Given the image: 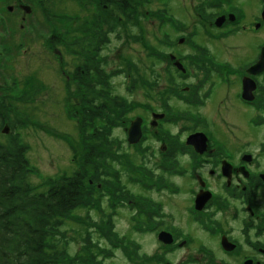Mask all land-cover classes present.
Listing matches in <instances>:
<instances>
[{"label":"rangeland","instance_id":"374dc122","mask_svg":"<svg viewBox=\"0 0 264 264\" xmlns=\"http://www.w3.org/2000/svg\"><path fill=\"white\" fill-rule=\"evenodd\" d=\"M169 2L170 4L168 9L172 7L174 13L172 19L175 20V22L173 21L174 24L171 26V29H177L176 27L178 26H176V20H178L184 26L185 23L188 24L184 31H182L187 34L189 30L188 27L190 28V26L195 23L194 15H192L193 18H190L193 11L191 1L169 0ZM53 3L56 4L59 12H63L64 14L70 16H76L78 22L64 23L61 21H49L48 18L44 21L45 17L40 7H37L35 12L32 5L19 4L21 6H31V13L27 14L23 9L19 8L18 10L15 8L13 12H10L13 14L15 20L12 24H8V29L5 31L9 37L13 36L12 39H18V44L25 42L21 51L14 52V56L12 57L18 59L17 61H12H15L14 66L21 88L22 85L27 86L22 83L25 79H28V82L32 81V84L36 86L34 90L30 87L32 95L28 103L15 104L19 114L27 116L31 121H33V124H30L27 128L20 131L26 143L30 146L27 156L30 160V164L36 167L43 176L51 177L64 174V172L71 173L75 169L76 158L70 146L61 137L71 136L72 138L80 140L78 121L73 113H70L68 110V103L70 106H75L76 104L74 97L70 98L68 101V91H76L77 86L75 83L69 90L67 87V76L71 75L74 71L78 63V58L71 55L72 47L65 44H58L59 46L56 47L59 48L61 51L59 52L62 53V57L60 58V56L56 54V49H54L53 46H50L51 44L47 45L44 38H49L50 40V38H52L51 30L55 31L59 29V27L65 28L66 26H70L73 29L81 27L84 23L90 22L88 19L92 18L95 13V10L89 7L87 0H81V4H79V0H54ZM10 5L14 6L13 3ZM159 7V4H153L149 7V11L155 15L153 14L151 17L142 20V30L139 25L135 26V24H133L130 26V33L133 35L132 38L129 36L130 33L128 31L124 32L119 29L113 45L108 48L106 47L109 52H111L113 46L114 51L116 50L115 46L117 47V50L120 51V54L118 53L119 57L117 51L114 52V60H109L108 67L105 69L107 73L112 75L111 84L115 88L114 93L125 97V99L129 102L132 101L136 107L134 112H131L130 114L129 122L124 126L117 128L115 132H113V136L116 137L121 144L123 143L128 145V134L125 132V129H128L131 122L137 118H141L143 120L142 128L144 135L147 138V128H149L148 124L151 120L150 117H152L151 112L149 113L147 108V92L150 86H153L154 88L159 87L156 81L160 79L166 71L163 70L164 64H161V62H163L161 54L165 51V49H163L164 43L160 46L159 40L163 38L165 43L170 42L165 36L166 20L161 19L160 16L158 17L157 11ZM160 10H162V8H160ZM167 10L163 9L161 13L163 14ZM142 11L145 13L147 10L142 9ZM164 15L165 17L166 15L168 17V14ZM8 16L9 15L5 17ZM73 29L71 30L70 28L67 31L73 34L76 31ZM182 32L181 34H179V32L172 33L173 38H171V40L174 41V47L177 48L178 46L181 50H183L184 45L178 44L177 40H180L185 36ZM38 34H42V37H39ZM145 37H147L151 44L148 45L153 48V58H150L148 51H146L148 45L147 47H144L145 45L143 44V40L145 41ZM165 46L170 47L168 44H165ZM187 51L190 52L189 50ZM105 54H102L100 57L103 59L102 56H105ZM128 58H132L138 64V67L135 72L131 73L129 71V75L126 77V73L118 71L120 70L118 65ZM154 72L156 73L154 74ZM2 73L3 71H0L1 75ZM151 74L153 79L150 78ZM178 74L183 76L181 73ZM169 75L170 73L168 71L166 78L163 79L162 82H164ZM171 82L173 83V80H171ZM189 85L192 84L189 83L188 86ZM91 86L93 89L95 88V85ZM179 86L184 88L185 85L180 83ZM96 88L97 90L99 89L97 86ZM130 88L134 91L130 92L128 90ZM236 99L237 97H235L232 101L235 104V107L233 108L236 114L235 116H230L229 118L232 123L238 126V129H232V132L234 133L231 138L232 145L233 147H240L243 143L238 142V137L239 135H242V140L245 141V143H248L247 146L242 147L243 150L248 152L249 149L253 148L256 154L260 157L259 153H264V122L259 123L260 129H255V120L249 118L250 116L243 111V108L236 105L238 103L236 102ZM178 100L189 103V101L183 100L180 97ZM226 105L229 104L226 103ZM189 110H191L192 113H190ZM195 110L196 108L190 105L188 109H186V113L183 110L180 111L174 109L173 111L167 110L169 114L164 113L162 115H164V117L166 115V118H168V122L166 124L169 128H173V134L185 140L188 135L194 134V131L186 125L189 124V120L191 124L194 118ZM211 110H213L219 118L227 115V113H225L224 106L220 104H215L211 107ZM152 112L163 113L162 111L157 110ZM238 112L239 114L243 113L244 116H237ZM184 113L185 115L183 118L188 119L185 121L186 127L179 125L177 119L175 118L176 116H180ZM209 133L210 137L207 136L209 143L213 146H217L218 139L216 132L211 131ZM152 135L155 134L153 133ZM248 141H251L252 145H250ZM259 141L262 142L258 143ZM230 149L232 151L234 150L231 147ZM238 149L240 148L235 150ZM120 153L119 160L126 168L120 167V164L118 162L116 163V157L114 156V160H112V171L117 174L115 170H120L119 177L122 181L121 185L123 186V189L120 190V194L124 195L121 198L126 200H135V203L132 204L134 208H129L130 206L127 205V203L121 201L119 203L116 202L118 203L116 206H112V200L109 195L101 192L95 197V200L99 201L96 206L98 210L91 208H79L75 210L73 215L70 216V219L66 221L62 230L67 232L68 237L73 236L76 231L82 232V237H86V235L91 234L95 241H99L100 246L107 249V254L96 256V261H101L104 264H135L132 263L133 261L131 262L128 259L121 246L115 247V244H120L121 242V244L126 245L132 250L133 255L136 252L139 258L143 261H150L147 262V264H188L186 263L187 260H185V258L190 252L194 253L193 256L198 257L199 253L203 250L208 253L212 252V256L217 255V257L221 258L223 253L216 247L215 243H217V240L205 237L202 232L201 223H199V225L193 224V217L191 213L189 211H185V209L191 205L192 195L197 186L196 183H191L190 187L181 190L175 197L165 196L164 191L160 193L152 191L149 194L150 187L147 185V208L152 209L153 207V210H157L159 208L158 204H161L159 211L160 214H162V217L156 219L149 218L150 215L147 213L146 221L143 214V203L146 202L144 198L145 184L142 180L144 169L149 167L150 169L157 171L160 168L159 165L162 161H159V158L157 161L155 158H152L150 161L148 160V157H143L128 147H123ZM127 156H131L133 165H130L127 161ZM261 172H264V170ZM258 173L260 172L252 171L250 172V175L252 177H257ZM248 175L249 173H247V176ZM113 177L112 180L114 181ZM153 178L154 177L151 179L149 178L147 181V184H150V186L151 184H154ZM34 181L39 182L36 177L34 178ZM156 181L157 180H155V182ZM259 181L261 182L260 187L263 186V189L256 190L254 188L253 201L256 205V209L261 215L260 218L263 220L264 176L261 177ZM251 185L253 186V183ZM214 187L218 189L217 184H215ZM99 205L101 206V210H99ZM118 205H121L122 207L125 206L126 209H118ZM125 210L129 211L122 212ZM147 212H152V210H148ZM163 215L171 216V218L167 220L170 225H175L183 232L186 231L181 243L174 245V248H171L172 246H165L159 242L157 238L158 235L156 230L158 225L163 220ZM83 220L86 221L88 226L90 225L89 229L84 225L82 222ZM102 221L110 223L114 235L118 238L117 243L110 242L102 235L103 233L100 229ZM261 222L262 221H260V223ZM146 223L147 237L144 234V227L146 226ZM235 228L237 230L236 237L239 238L238 242L243 245L244 251L239 250L240 255H236L233 258H227V263L244 264L247 260H257L258 257L256 252L250 246L252 244H256V241H254L248 233H245V227L241 222L235 223ZM160 232L161 230L158 233ZM261 239L263 245L257 243V247H264V236H262ZM156 240L158 243H156ZM182 243H184V245L180 246ZM78 249L79 242L71 243V253H77L79 251ZM108 250L110 253H108ZM161 254L165 255L161 256ZM201 255L205 256L206 254L202 253ZM198 261L199 264H204L203 260L199 257Z\"/></svg>","mask_w":264,"mask_h":264},{"label":"trees","instance_id":"16d2710c","mask_svg":"<svg viewBox=\"0 0 264 264\" xmlns=\"http://www.w3.org/2000/svg\"><path fill=\"white\" fill-rule=\"evenodd\" d=\"M53 1L0 0V71H3L0 74V264H104L97 262L96 256L107 254V249L100 246L91 234L82 237V232L76 231L68 237L67 232L62 230L75 210H98L99 201L95 197L101 192L107 193L113 203L116 197L123 196H117L119 186L112 180V160L118 153L115 148L119 144L113 132L116 127L129 122L130 114L136 107L132 101L114 93L112 75L103 67L99 54V48L107 43V35L103 31L107 24L130 33L131 25L141 27L142 20L154 14L149 11L153 4H159L157 13L161 19L166 17L160 8L168 9L165 5L167 0H87L89 7L95 10L92 18L88 19L90 22L75 29L66 26L51 30L50 40L43 37L47 45H69L72 47L71 55L78 58L74 71L68 75L67 87L69 90L75 83L77 86L76 91H68V101L73 97L76 101L75 106L68 103V110L78 121L80 140L71 136L61 137L76 158L75 169L71 173L51 177L43 176L30 164L27 156L30 146L20 131L33 121L19 114L15 104L28 103L36 86L25 79L22 83L27 86L22 85L21 88L14 66L18 59L12 57L14 52L21 51L25 42L18 44V39H12L13 36L9 37L5 31L8 24L15 20L8 9L12 3L18 10L19 4L32 5L34 10L40 7L44 21L48 18L49 21L78 22L76 16L59 12ZM142 9L147 11L143 13ZM173 24H169L170 28ZM70 28L76 30L75 33L67 31ZM38 36L42 37V34ZM129 36L132 38L133 35L130 33ZM163 43L161 38L159 45ZM143 44L144 47L151 45L147 37ZM149 45L146 51L153 58V48ZM118 66V71L128 77L129 71H137L138 64L128 58ZM30 87L33 89L30 90ZM132 88L128 90L133 92ZM6 125L10 131L3 134ZM127 161H130L128 157ZM35 177L39 182L34 181ZM82 222L89 229L90 225L85 220ZM100 229L110 242L117 243L118 238L109 222L102 221ZM77 242L79 251L71 253V243ZM121 243L115 244V247L120 245L131 261L147 264Z\"/></svg>","mask_w":264,"mask_h":264},{"label":"flooded vegetation","instance_id":"af4514ba","mask_svg":"<svg viewBox=\"0 0 264 264\" xmlns=\"http://www.w3.org/2000/svg\"><path fill=\"white\" fill-rule=\"evenodd\" d=\"M190 1L193 9L190 18H193L192 15H194L195 23L190 28L188 27L187 34L182 32L187 27V23L184 26L176 20V26H178L176 31L170 28L169 24L173 22L172 17L174 16L172 7L167 10L169 13L167 11L163 13L171 17L166 15L165 36L172 44L168 47L165 46L168 43L164 42L163 49L165 51L161 54L163 58L161 64H164L163 70L166 71L156 81L159 87L150 86L147 92V108L148 112L152 114L148 124L149 128H147V140L138 145H129L128 141V145L119 142L116 148L118 150L116 163L118 162L120 167L126 168L119 160V154H121L120 151L123 147H128L143 157H148L150 161L152 158H155L156 161L159 158V161H162L157 171L149 167L144 169L142 180L145 184L144 198L146 202L143 203V214L146 221L147 213L150 215L149 218L162 217L159 211L161 204H158L157 210H153V207L152 209L147 208V177H154L157 180L154 186H158L160 181L163 182L165 196L174 197L181 191L184 179L190 184L195 182L197 184L196 190L193 192L191 205L187 207V211L193 217V224L199 225L201 223L204 235L217 240L215 243L217 248L221 249V239L226 236L231 243L236 244L237 248L242 250L243 245L239 244V238L236 237L235 223L241 222L246 233L251 227L256 230L257 224L262 221L253 201V192L254 188L256 190L263 189V186L260 187L259 179L264 174L261 172L264 170V153L260 152V157L258 156L257 159L253 160V166L246 165L243 160L244 156H256L257 154L253 148L249 149L248 152L243 150L242 147L247 146L248 143L242 140V135H239L238 142L243 144L240 147H233L231 138L234 133L232 129H238V126L232 123L229 118L236 114L233 108L235 104L232 101L237 97L236 102L238 103L236 105L243 108V111L250 116L249 118L255 120V129H260L259 123L264 122V70L257 67L264 59V0ZM169 4L170 2L167 0L165 4L167 8ZM19 6L17 5L18 8H20ZM1 23L7 25L5 22ZM103 32L107 35V43L99 48V54L101 56L106 52V57L102 56V65L107 68L108 61L114 60V52L117 51V54H120L116 46L115 51L114 46L111 52L107 51V48L115 42L119 29L111 28L106 24ZM174 32L185 34L184 37L177 40L178 44L184 45L183 50L178 46L177 48L174 47V41L171 40ZM50 46L56 49V54L61 58L62 53H60L59 48L54 44ZM168 71L170 75L162 82ZM178 73L183 74V76ZM68 77L67 82L69 81ZM150 78L153 79L152 74ZM180 83L185 85L184 88L179 86ZM189 83L192 85L188 86ZM179 97L189 101V103L179 101ZM215 104L224 106L225 113H227L225 117L219 118L211 110ZM190 105L196 110L191 124L189 120V124L186 126H189L194 134L205 136L208 147L204 153H199L195 147L186 144L190 135L185 140L175 136L172 132L173 128H169L166 124L168 122L166 115L163 119H155V115L169 114L167 110L177 109L186 113V109ZM154 110L163 113L152 112ZM189 112L192 113L191 110ZM185 113L175 117L179 125L185 126V121L188 120L183 118ZM237 116L244 115L238 112ZM206 131L216 132L217 146L209 143L210 133ZM153 133L155 135H152ZM203 138L202 136L201 139ZM260 142L262 141L258 143ZM230 147L234 150L232 151ZM237 148L240 149L235 150ZM127 157L130 160V165H133L131 156ZM227 163L231 165L230 177H226L223 173V166ZM244 166L250 172L260 173L257 174V177L250 175L246 179L240 172ZM115 171L117 174L113 171L114 175L112 174V176L119 186L118 196L123 186L119 177L120 170ZM157 177L161 179L159 180ZM167 179H169V184H167ZM215 184H217L218 189L214 187ZM167 187L170 188V191L167 190ZM158 188L160 187L150 190L149 194L152 191L160 193L161 190ZM203 188L212 193V198L202 212H196L194 210L195 199ZM121 197H116V201L112 202L113 206L121 201L127 203L129 208H134L132 204L135 203V200H126ZM117 208L126 209L125 206L122 207L121 205H118ZM148 210H152V212H147ZM169 218L171 217L163 215V220L158 225L156 233L158 235L160 230L170 232L177 243H180L181 239L176 238L180 230L167 222ZM144 228L147 236V223ZM259 243L263 245L262 241ZM251 247L257 252L264 251L263 246ZM238 255L240 252L237 253Z\"/></svg>","mask_w":264,"mask_h":264},{"label":"water","instance_id":"95a60500","mask_svg":"<svg viewBox=\"0 0 264 264\" xmlns=\"http://www.w3.org/2000/svg\"><path fill=\"white\" fill-rule=\"evenodd\" d=\"M25 11L27 13L31 12V8L30 7H24ZM10 10H12V8H10ZM260 69L264 70V59H262V61L259 63V65L257 66ZM159 116V115H157ZM141 123H142V119L141 118H137L136 120H134L131 123L130 128L128 129V135H129V142L131 144H136L140 141L141 137H142V130H141ZM3 133L4 134H8L9 133V126H5V128L3 129ZM202 136L204 137V135L202 134H197V135H193L189 138V144H193L195 145L198 150L203 153L206 150V139L205 137L203 139ZM228 172L227 169H224ZM204 195L207 196V194L204 193ZM207 197H210V195L208 194ZM207 197L200 195L198 197L197 200V208L198 209H202L203 208V204L207 201ZM160 239L162 241H164L167 244H171L172 240H171V236L167 233H162L160 234ZM223 245L224 248H226L227 251H231L234 247L233 246H229L231 244H229V242L227 241V239L223 240ZM246 264H251V262H247Z\"/></svg>","mask_w":264,"mask_h":264}]
</instances>
